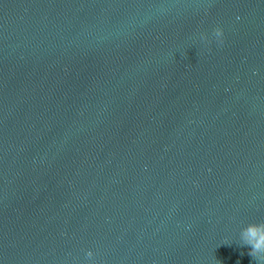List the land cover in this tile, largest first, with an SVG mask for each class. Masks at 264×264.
I'll use <instances>...</instances> for the list:
<instances>
[{
	"label": "water",
	"instance_id": "obj_1",
	"mask_svg": "<svg viewBox=\"0 0 264 264\" xmlns=\"http://www.w3.org/2000/svg\"><path fill=\"white\" fill-rule=\"evenodd\" d=\"M260 223L264 0H0V264H258Z\"/></svg>",
	"mask_w": 264,
	"mask_h": 264
},
{
	"label": "clouds",
	"instance_id": "obj_2",
	"mask_svg": "<svg viewBox=\"0 0 264 264\" xmlns=\"http://www.w3.org/2000/svg\"><path fill=\"white\" fill-rule=\"evenodd\" d=\"M164 8V5L158 6L159 10H163ZM215 36L217 38H222L223 30L219 28L216 29ZM238 244L242 247H249L251 249L249 255L258 261V264H264V223L249 224L243 227L239 233ZM93 255L91 251L87 253L89 259H91Z\"/></svg>",
	"mask_w": 264,
	"mask_h": 264
}]
</instances>
